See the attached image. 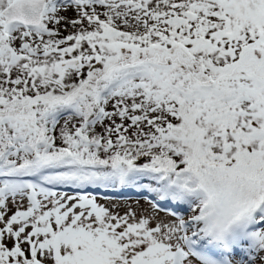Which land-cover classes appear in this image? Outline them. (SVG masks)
Returning <instances> with one entry per match:
<instances>
[{
    "label": "snow or ice",
    "instance_id": "obj_1",
    "mask_svg": "<svg viewBox=\"0 0 264 264\" xmlns=\"http://www.w3.org/2000/svg\"><path fill=\"white\" fill-rule=\"evenodd\" d=\"M0 264H264V0H0Z\"/></svg>",
    "mask_w": 264,
    "mask_h": 264
}]
</instances>
